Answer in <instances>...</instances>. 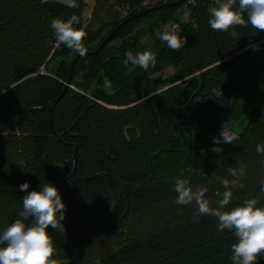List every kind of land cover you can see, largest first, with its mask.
I'll list each match as a JSON object with an SVG mask.
<instances>
[{"label": "trees", "instance_id": "1", "mask_svg": "<svg viewBox=\"0 0 264 264\" xmlns=\"http://www.w3.org/2000/svg\"><path fill=\"white\" fill-rule=\"evenodd\" d=\"M148 1L94 0L84 18V0L74 9L0 0V232L19 218L28 192L54 185L65 205V231L46 230L57 264H233L237 238L195 203L177 205V179L207 187L216 207L221 180L243 166L228 208L252 198L264 207L256 151L264 145V31L213 30L211 11L225 0L162 5L125 22L97 52L76 58L54 102L76 52L56 40L52 20L77 15L73 27L89 52L124 18L176 0ZM162 32L187 43L174 51ZM128 51H151L156 63L125 66ZM165 68L170 77H153ZM225 123L238 139L213 144Z\"/></svg>", "mask_w": 264, "mask_h": 264}, {"label": "clouds", "instance_id": "2", "mask_svg": "<svg viewBox=\"0 0 264 264\" xmlns=\"http://www.w3.org/2000/svg\"><path fill=\"white\" fill-rule=\"evenodd\" d=\"M47 2L48 0H41L42 4ZM57 2L68 8L78 7L76 0H57ZM235 3L236 0H225L212 9L209 24L213 30L227 32L233 26L246 27L250 24L256 30L264 31V0H238V8L233 10ZM79 23V17L73 14L66 22L53 19L51 28L58 42L84 57L86 48L82 41L85 33L73 27ZM230 35L235 37L237 33L232 31ZM159 38L167 42L168 47L174 51H179L187 43L186 38L170 32H162ZM125 56L126 59L123 61L125 66L131 63L148 70L150 65L154 66L156 63L151 51L137 52L135 55L128 51ZM237 139L236 133L225 123L219 135L213 137L212 141L213 144L219 145L230 144ZM212 151L221 153L223 149L214 147ZM256 151L264 155V145H257ZM228 171L232 179L221 180L225 190L222 198L216 201V207H212L211 202L206 198L207 187L198 186L194 190L189 186L187 179L176 180L175 203L182 206L195 203L198 214L210 215L217 219L219 231L233 232L238 240L231 246L233 264H255L257 256L264 252V207H258L257 199L252 198L245 199L242 206L228 208L233 196L231 189L243 187L240 180L244 177L245 170L241 166L230 168ZM28 189L27 182L19 186L22 192H27ZM260 190L264 192V179L260 180ZM22 204L19 218L0 232V264H57V261L52 259L53 243L46 230L51 225L61 233L65 231L61 223L65 218V205L62 203L58 189L50 183L42 182L40 191L28 192L23 197Z\"/></svg>", "mask_w": 264, "mask_h": 264}, {"label": "water", "instance_id": "3", "mask_svg": "<svg viewBox=\"0 0 264 264\" xmlns=\"http://www.w3.org/2000/svg\"><path fill=\"white\" fill-rule=\"evenodd\" d=\"M185 0H176V1H171V2H168V3H164V4H161V5H158V6H151V7H148L146 8L145 11H137L133 14H131L130 16L124 18L123 20H121V22H119L112 30H110L106 35L105 37L101 40V42L98 44V46L93 50V51H89V52H86V53H89V54H92V53H95L97 52L104 44H106L110 39L111 37L116 33V31L127 21L139 16L140 14L144 13V12H148V11H151L152 9H155L156 7H161L162 5H171V4H179V3H182L184 2ZM79 56L78 53H76L72 60H71V63H70V67H69V71H68V74L66 76V79H65V82H64V86L62 88V91L60 92L59 96L54 100V102H56L61 96L62 94L64 93L65 91V88L66 86L68 85L69 83V80H70V77H71V74H72V71L74 69V63H75V60L76 58ZM48 117H49V121L51 123V106L48 107ZM75 166H76V159H75V151H74V154H73V166H72V169L70 171V173L65 177L66 178H69L74 169H75ZM54 186V185H53Z\"/></svg>", "mask_w": 264, "mask_h": 264}, {"label": "rangeland", "instance_id": "4", "mask_svg": "<svg viewBox=\"0 0 264 264\" xmlns=\"http://www.w3.org/2000/svg\"><path fill=\"white\" fill-rule=\"evenodd\" d=\"M93 1L94 0H84L85 6H84V9H83V12H82L84 18H88L89 17L90 10H91L92 5H93ZM155 1H157V0H151V1H148V2L153 3ZM184 17H185V14L182 15V18H184ZM167 28H168L167 26L164 27V29H167ZM53 64H54V61H53L52 65ZM172 73H173V70L171 68H165L161 72H159L157 74H154L153 77L154 78H158V79L159 78H161V79L168 78V77H170L172 75Z\"/></svg>", "mask_w": 264, "mask_h": 264}]
</instances>
